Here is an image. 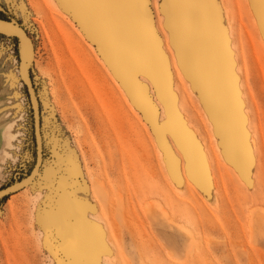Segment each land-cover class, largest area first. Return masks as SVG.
Returning a JSON list of instances; mask_svg holds the SVG:
<instances>
[{
  "label": "rangeland",
  "instance_id": "rangeland-1",
  "mask_svg": "<svg viewBox=\"0 0 264 264\" xmlns=\"http://www.w3.org/2000/svg\"><path fill=\"white\" fill-rule=\"evenodd\" d=\"M115 1L0 0L28 38L42 141L34 180L0 205V264H264V0H212L226 44L189 48L190 76L161 0H119L122 13L136 6L142 40L153 30L168 81L115 72L113 62L135 64L139 52L104 55L107 25L97 22ZM0 35V127L15 120L18 132L0 189H13L35 163L33 111L20 47L17 59L15 36ZM204 52L220 57L211 84L196 67L209 68ZM242 132L236 151L228 141Z\"/></svg>",
  "mask_w": 264,
  "mask_h": 264
},
{
  "label": "crops",
  "instance_id": "crops-1",
  "mask_svg": "<svg viewBox=\"0 0 264 264\" xmlns=\"http://www.w3.org/2000/svg\"><path fill=\"white\" fill-rule=\"evenodd\" d=\"M117 3V4H116ZM123 3V2H121ZM121 3L119 0L115 1L116 6L111 11V6L106 10V15H109L106 21L98 20V24H108L113 22L118 24V29L120 32H129L127 36L122 38H106L105 35L99 37L100 44L104 50V55L109 58L125 57L127 53L125 50L137 49L139 52L134 56V54H129L134 58L135 64L129 63L127 61L118 60L114 63L115 72L122 75L125 72H133L143 74V71L147 69L156 72V78H161V75L165 74V80L168 81L169 64L166 60L165 65L162 66L164 70L158 72V68L162 69L157 63L155 55L153 56L152 48H150V34L152 33L150 28L145 30L146 36L148 35V40L143 39L142 29L138 27L137 20H132V14L135 11L136 6H132L134 3L129 2L131 7H123L125 12L122 13ZM161 12L166 17L165 29L170 33L172 40V47L175 50L179 63L185 70V73L189 74L192 72L189 64L188 53L186 51L192 46L201 45L208 51H212L217 40L224 42L219 32L217 25V17L215 9L213 7L212 0H161L160 3ZM117 9L119 11H117ZM176 15V16H175ZM174 21H173V18ZM170 21V22H169ZM172 22V23H171ZM189 23V25H186ZM123 27V28H122ZM140 29V30H139ZM122 31V32H123ZM100 32V31H99ZM124 34V33H123ZM126 35V34H125ZM137 38V41H136ZM134 42V44H132ZM226 44V43H225ZM226 54L224 55V62L222 61V69L227 72L226 67ZM131 65H135V68L128 69ZM165 67L167 69H165ZM163 78V77H162ZM136 82L139 81V77H135ZM159 80H157L158 82ZM168 85L167 88H169ZM158 88V87H157Z\"/></svg>",
  "mask_w": 264,
  "mask_h": 264
},
{
  "label": "bare ground",
  "instance_id": "bare-ground-1",
  "mask_svg": "<svg viewBox=\"0 0 264 264\" xmlns=\"http://www.w3.org/2000/svg\"><path fill=\"white\" fill-rule=\"evenodd\" d=\"M106 25H107L105 27L106 30L104 29L102 31V33H104L106 38H110V37L118 38L120 36L119 34L116 33V31L113 28H111V23H108ZM258 27H260V25H258ZM151 31L153 33L152 29H151ZM0 32L4 33V34L16 35L18 31L11 24L0 21ZM19 47H20V56H21L22 62H23V65L21 67V75H22V78L24 80L25 72L27 70L26 62L30 60L31 52H30V47L27 44V41H24L23 39H20ZM216 50L217 49H213V52ZM232 53H233L232 49L230 47H228L226 50V56L230 54V56L232 57ZM203 54H204V57L211 58V63L209 64V68L207 67L204 70L202 68L201 64H199V63H197L196 67H197V70L199 71V74L204 77L203 80L207 84H211L212 83L211 76L214 78V75H212L211 71H209L207 69H210L213 67H215V69H216V67H218L220 64V57L217 59V55H218L217 52L211 56L209 53H206V52H204ZM200 66H201V68H200ZM217 84H218V81L213 83L214 86H217ZM219 86H221L220 81H219ZM230 110H231V108L228 107V111L225 114L229 115ZM9 114H10L9 116H11V113H9ZM168 120L170 123L172 121L177 120V118H175L174 116L173 117L169 116V113H168ZM168 120H167V122H168ZM184 123H185V121H184ZM16 125H17V122L15 120H11L10 122H8V123H6L0 127V168H1V164L7 158H9L11 156V152L15 148V141H16V138L18 135V132L15 131ZM222 126L224 129L227 130L226 124H223ZM242 138L243 139L247 138V136H245L243 134V132L240 133L239 139L238 138H229V141H228L229 147L234 148L236 151H242L244 148V140H242ZM248 145L250 146L251 149L253 148V145H254L253 140H251L249 137H248ZM150 206L148 208V211H149V209L152 208V206H151V208H150Z\"/></svg>",
  "mask_w": 264,
  "mask_h": 264
},
{
  "label": "water",
  "instance_id": "water-1",
  "mask_svg": "<svg viewBox=\"0 0 264 264\" xmlns=\"http://www.w3.org/2000/svg\"><path fill=\"white\" fill-rule=\"evenodd\" d=\"M18 32L16 35H10V36H15L20 39H23L24 41H27L28 38L25 34V32L21 29L18 28ZM8 36V35H7ZM29 43V41H28ZM24 83L28 92V96L31 101L32 105V111H33V128H34V135H35V141H36V159L33 168L31 171L28 173L27 176H25L22 180L17 182L18 186L15 188L11 189L14 185L4 187L0 189V199L6 196L11 195L12 193L24 188L26 185H29L32 183L34 180L35 176L33 175L34 172L39 171L41 163H42V141H41V136H40V131H39V111H38V103L35 97V92L31 83V79L29 77V67L27 68L25 72V78H24Z\"/></svg>",
  "mask_w": 264,
  "mask_h": 264
},
{
  "label": "trees",
  "instance_id": "trees-1",
  "mask_svg": "<svg viewBox=\"0 0 264 264\" xmlns=\"http://www.w3.org/2000/svg\"><path fill=\"white\" fill-rule=\"evenodd\" d=\"M0 21H3V22H6V23H9V24H12L13 26L14 25H17V22H15L13 20L12 16L6 10H4L1 6H0ZM11 40L13 41V49H14V52H15V57H17V59H18V51H19V42H18V39L16 37H11ZM25 90H26V93H27V96H28V92H27L26 86H25ZM28 98H29V96H28ZM33 135H34V128H33ZM34 140H35V135H34ZM35 151H36V141H35ZM30 171L31 170H29L26 174H24L23 176H21L20 178H18V180H16V183L19 182L20 180H22L25 176H27ZM13 184L14 183H11L10 185H13ZM6 199H7V196L1 198L0 199V205L3 204Z\"/></svg>",
  "mask_w": 264,
  "mask_h": 264
}]
</instances>
